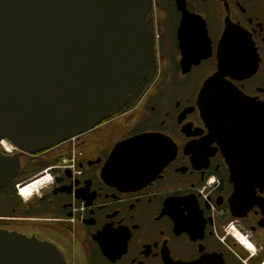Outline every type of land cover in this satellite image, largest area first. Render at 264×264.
I'll return each mask as SVG.
<instances>
[{
  "label": "flooded vegetation",
  "instance_id": "af4514ba",
  "mask_svg": "<svg viewBox=\"0 0 264 264\" xmlns=\"http://www.w3.org/2000/svg\"><path fill=\"white\" fill-rule=\"evenodd\" d=\"M185 9L205 22L208 58L182 72L181 14L175 0H152L146 24L155 59L130 107L121 105L91 131L42 152L0 143V155L19 162L14 180L0 189V231L51 244L65 264L204 257L264 264V183L231 174L197 103L204 82L217 72L228 19L251 37L257 69L250 78L225 80L264 108V0H185ZM147 134L162 137L173 155L155 178L140 187L104 180L114 147Z\"/></svg>",
  "mask_w": 264,
  "mask_h": 264
},
{
  "label": "water",
  "instance_id": "95a60500",
  "mask_svg": "<svg viewBox=\"0 0 264 264\" xmlns=\"http://www.w3.org/2000/svg\"><path fill=\"white\" fill-rule=\"evenodd\" d=\"M152 0H0V142L38 153L83 135L111 117L149 75L155 40L146 24ZM182 72L210 56L205 22L175 0ZM217 72L198 108L219 138L231 174L264 183V108L225 79L250 78L257 57L247 32L225 20ZM167 142L140 135L118 143L104 180L140 187L171 160ZM170 153H169V152ZM16 158L0 155V189L14 180ZM0 264H65L51 244L0 231ZM224 264L204 257L192 263Z\"/></svg>",
  "mask_w": 264,
  "mask_h": 264
},
{
  "label": "trees",
  "instance_id": "16d2710c",
  "mask_svg": "<svg viewBox=\"0 0 264 264\" xmlns=\"http://www.w3.org/2000/svg\"><path fill=\"white\" fill-rule=\"evenodd\" d=\"M136 93V92H135ZM135 93H133L132 95H130L125 101H124V103L122 104L123 106H125V107H130L131 105H132V103H133V99H134V97H133V95L135 94Z\"/></svg>",
  "mask_w": 264,
  "mask_h": 264
},
{
  "label": "rangeland",
  "instance_id": "374dc122",
  "mask_svg": "<svg viewBox=\"0 0 264 264\" xmlns=\"http://www.w3.org/2000/svg\"><path fill=\"white\" fill-rule=\"evenodd\" d=\"M30 184H32V183H30ZM30 184H28V185H30ZM28 185H26L25 187H27ZM40 186V185H39ZM39 186H37V187H39ZM23 193H24V188H23Z\"/></svg>",
  "mask_w": 264,
  "mask_h": 264
},
{
  "label": "bare ground",
  "instance_id": "6f19581e",
  "mask_svg": "<svg viewBox=\"0 0 264 264\" xmlns=\"http://www.w3.org/2000/svg\"><path fill=\"white\" fill-rule=\"evenodd\" d=\"M36 185V184H35ZM35 185H34V187H35ZM38 185V184H37Z\"/></svg>",
  "mask_w": 264,
  "mask_h": 264
}]
</instances>
